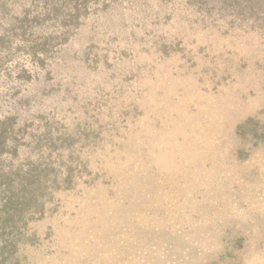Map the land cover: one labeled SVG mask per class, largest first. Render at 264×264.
Segmentation results:
<instances>
[{
  "label": "rangeland",
  "instance_id": "obj_1",
  "mask_svg": "<svg viewBox=\"0 0 264 264\" xmlns=\"http://www.w3.org/2000/svg\"><path fill=\"white\" fill-rule=\"evenodd\" d=\"M109 1L0 55L20 264H264V1Z\"/></svg>",
  "mask_w": 264,
  "mask_h": 264
},
{
  "label": "trees",
  "instance_id": "obj_2",
  "mask_svg": "<svg viewBox=\"0 0 264 264\" xmlns=\"http://www.w3.org/2000/svg\"><path fill=\"white\" fill-rule=\"evenodd\" d=\"M253 1L260 4L264 0ZM110 2L109 0H0V55L4 53L10 55L15 50L17 55L26 54L28 58L33 59L46 60L56 57L62 47L79 34L83 26L92 19L95 22L102 15V11L106 10L104 7H109ZM237 2L241 3L240 0ZM256 13L258 14L259 11L257 10ZM40 27L45 28L44 31L47 33L41 43H39L41 37L36 36ZM6 71L10 73L5 66H0V73ZM13 118L14 116H8L4 118L5 120H0V123ZM19 130L21 128L18 130L11 127L0 128V138L8 140L7 134ZM6 147L7 145L4 149ZM16 173L18 172L0 169V180H2L0 194L4 196L0 199V264H20L21 250L18 245L25 236L22 232L25 223L21 226L20 221L31 219L35 205L33 202L17 203L16 195L22 191L12 188L11 180H14V177L11 174ZM17 204L21 208H17L14 212V206Z\"/></svg>",
  "mask_w": 264,
  "mask_h": 264
}]
</instances>
